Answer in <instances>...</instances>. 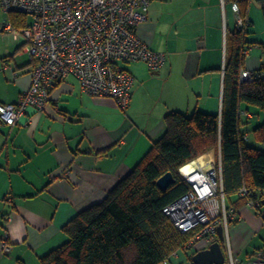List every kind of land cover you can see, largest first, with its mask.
<instances>
[{"label":"crops","instance_id":"1","mask_svg":"<svg viewBox=\"0 0 264 264\" xmlns=\"http://www.w3.org/2000/svg\"><path fill=\"white\" fill-rule=\"evenodd\" d=\"M232 3L243 9L237 0H150L148 22L137 34L165 61L156 72L141 62L124 66L134 78L125 110L85 94L69 77L51 90L46 109L33 116L31 126L25 119L13 127L0 123V264H40L67 242L73 218L101 203L140 163L164 134L167 115L220 114L235 29ZM252 3L246 8L247 70L264 65V43L249 41L255 32ZM5 18L0 8V22ZM0 39L9 40L0 47V104H15L30 84L33 63L22 59L20 43L1 33ZM241 109L251 115L241 116V123L253 142L250 131L262 124L264 114L245 105ZM239 199L226 200L227 206L238 205L236 216L224 241L216 238L224 264L229 256L234 264H244L264 245V205L256 211L239 205ZM214 242L189 244L163 264H193V255Z\"/></svg>","mask_w":264,"mask_h":264},{"label":"built area","instance_id":"2","mask_svg":"<svg viewBox=\"0 0 264 264\" xmlns=\"http://www.w3.org/2000/svg\"><path fill=\"white\" fill-rule=\"evenodd\" d=\"M149 5L150 0H0L7 16L0 22L1 35L20 43L33 63L30 84L18 102L0 104V123L13 127L25 119V125L31 126L33 116L46 109L51 90L69 77L76 79L85 94L110 99L118 109L125 110L134 78L124 66L141 62L156 72L165 61L137 34L139 26L148 22ZM230 8L235 28L245 32L248 22L241 18L238 5L232 3ZM10 14L26 17V24L16 28ZM243 55H248L247 49ZM253 80H264V69L241 70L240 83ZM240 115L251 116L244 111ZM243 139L248 140V135ZM212 162L195 165L191 174L180 172L181 167L178 174L189 190L163 209L181 233L198 230L192 245L215 241L219 226L225 235L228 222L236 216V209L227 206L223 193L220 154L217 163ZM237 195L247 198L246 205L254 210H259L264 200V191L245 187ZM260 215L264 219V211ZM9 251L5 238L3 253ZM229 257V264H234ZM244 264H264V245Z\"/></svg>","mask_w":264,"mask_h":264},{"label":"trees","instance_id":"3","mask_svg":"<svg viewBox=\"0 0 264 264\" xmlns=\"http://www.w3.org/2000/svg\"><path fill=\"white\" fill-rule=\"evenodd\" d=\"M251 1L264 6V0H237L243 7L239 13L244 20ZM10 20L16 28L26 24L22 15L10 14ZM246 35V31L236 28L232 34L220 114L194 111L189 116L167 115L164 134L140 163L101 203L73 218L68 241L42 257L40 264H163L173 254L184 251L198 230L181 233L163 209L189 190L178 170L212 150H219L222 189L229 204L242 187L264 191V150L256 145L264 146V121L250 131L253 143L249 137L243 139L249 134L242 130L240 115L242 105L264 114V80L239 82ZM167 172L174 182L161 191L156 182ZM239 198V205L246 204L247 198Z\"/></svg>","mask_w":264,"mask_h":264},{"label":"water","instance_id":"4","mask_svg":"<svg viewBox=\"0 0 264 264\" xmlns=\"http://www.w3.org/2000/svg\"><path fill=\"white\" fill-rule=\"evenodd\" d=\"M173 182L172 174L167 172L157 180L156 184L161 191H165ZM262 204L264 205V200ZM218 236L223 242L224 234L221 226L218 227ZM224 262V254L219 242L212 243L207 249L196 252L192 257L193 264H224Z\"/></svg>","mask_w":264,"mask_h":264},{"label":"rangeland","instance_id":"5","mask_svg":"<svg viewBox=\"0 0 264 264\" xmlns=\"http://www.w3.org/2000/svg\"><path fill=\"white\" fill-rule=\"evenodd\" d=\"M251 6L253 8V11H252V19L254 21V31L255 32H253L249 36L250 37L249 38L250 39L249 41H257L258 43H260V42L264 43V6H262V5H260V4L256 3V2H254V1L251 4ZM6 41H9V40L0 39V47L1 46H4L3 44L6 43ZM255 48H258V47H255ZM22 59L25 61V60L28 59V56L25 54ZM202 158H203V162L204 161H207V160H212L213 161L212 164L213 163L216 164L217 163V160L219 158V150L218 149L217 150H212L211 152H209L208 155H205ZM181 252H183V251H181Z\"/></svg>","mask_w":264,"mask_h":264},{"label":"bare ground","instance_id":"6","mask_svg":"<svg viewBox=\"0 0 264 264\" xmlns=\"http://www.w3.org/2000/svg\"><path fill=\"white\" fill-rule=\"evenodd\" d=\"M32 112V111H30ZM209 153L205 154L208 155ZM203 155V156H205ZM212 155V154H211ZM203 156L197 158L196 160H194L193 162L186 164L184 167H182V169L180 170V172H185L184 174H191L194 173V166L200 164H203ZM210 159V158H209Z\"/></svg>","mask_w":264,"mask_h":264}]
</instances>
